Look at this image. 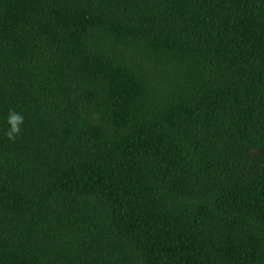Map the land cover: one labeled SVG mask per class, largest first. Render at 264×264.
Listing matches in <instances>:
<instances>
[{"label":"trees","instance_id":"1","mask_svg":"<svg viewBox=\"0 0 264 264\" xmlns=\"http://www.w3.org/2000/svg\"><path fill=\"white\" fill-rule=\"evenodd\" d=\"M0 264H264V0H0Z\"/></svg>","mask_w":264,"mask_h":264},{"label":"clouds","instance_id":"2","mask_svg":"<svg viewBox=\"0 0 264 264\" xmlns=\"http://www.w3.org/2000/svg\"><path fill=\"white\" fill-rule=\"evenodd\" d=\"M8 131L6 137L9 141L15 142L16 138L21 134V125L24 123V117L14 110H9L6 118Z\"/></svg>","mask_w":264,"mask_h":264}]
</instances>
